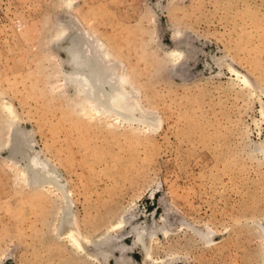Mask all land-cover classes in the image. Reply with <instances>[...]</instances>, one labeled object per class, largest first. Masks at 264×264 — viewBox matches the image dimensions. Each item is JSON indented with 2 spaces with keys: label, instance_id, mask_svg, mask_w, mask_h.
Listing matches in <instances>:
<instances>
[{
  "label": "rangeland",
  "instance_id": "rangeland-1",
  "mask_svg": "<svg viewBox=\"0 0 264 264\" xmlns=\"http://www.w3.org/2000/svg\"><path fill=\"white\" fill-rule=\"evenodd\" d=\"M73 1L0 0V264H154L139 230L166 264H264V0ZM59 20L108 45L156 126L81 111ZM14 119L66 193L27 180ZM65 195L84 236L125 216L106 259L59 235ZM208 228L214 243L197 231Z\"/></svg>",
  "mask_w": 264,
  "mask_h": 264
},
{
  "label": "bare ground",
  "instance_id": "bare-ground-1",
  "mask_svg": "<svg viewBox=\"0 0 264 264\" xmlns=\"http://www.w3.org/2000/svg\"><path fill=\"white\" fill-rule=\"evenodd\" d=\"M64 1L66 8H71L74 5L73 0ZM73 24L77 29L74 27L76 30H72V32L71 28ZM80 28L73 20H59L54 42L65 54L62 58V65L64 66L63 80L75 95L81 97V99H78L80 100V106L83 108L80 107L81 111L112 114L117 115L118 118H122L123 120L143 121L152 127L156 126L159 118L141 105L142 103L139 101L140 90L131 84L126 68L123 65L121 66V63L117 61L111 49L103 40L84 32ZM180 33V31L175 30V39L176 41L183 42L185 37H182ZM169 55L174 64H179L178 62L184 57V52L182 50H173L169 52ZM229 69L231 70V68ZM232 71L243 83L248 86L249 84L251 85L248 76L234 67ZM6 108L8 113L15 117L17 113H15L13 107L7 105ZM17 125L15 119L10 124V133L11 137H13L12 141H10V153L13 157L17 154L23 155L26 161V171L29 175L27 176V180L32 181L33 185L53 184L66 193L65 184L57 179V169L55 166L48 161L45 155V157L40 155L37 157L32 156V139L26 131H20ZM261 151H264L263 148ZM62 206H64V215L58 227L59 235L69 241L77 254H81L83 257L93 261L100 258L106 259L113 247V231L123 226L125 216L121 214L103 237L93 239L82 234L75 218L76 214L72 210L67 198ZM261 228L264 238V225ZM197 231L205 242L212 243L214 241L212 235L215 230L208 228L206 230L197 229ZM152 236L150 233V241L145 243L144 233L142 230H139L136 233L135 240L142 244L146 260L154 264H166L164 258H153L150 245ZM169 264L173 263L169 262Z\"/></svg>",
  "mask_w": 264,
  "mask_h": 264
}]
</instances>
